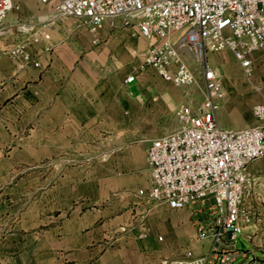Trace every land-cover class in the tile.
I'll return each mask as SVG.
<instances>
[{"label": "crops", "instance_id": "obj_1", "mask_svg": "<svg viewBox=\"0 0 264 264\" xmlns=\"http://www.w3.org/2000/svg\"><path fill=\"white\" fill-rule=\"evenodd\" d=\"M13 2L20 9L5 26H34L39 67L17 69L9 50L22 35L0 37V264H162L207 253L193 238L192 209L146 196L148 147L179 128L180 105L195 109L202 96L194 106L192 86L142 70L147 41L131 28L106 22L91 32L39 0ZM224 54L219 126L264 127L252 114L264 103V49L250 55V76ZM247 173L252 222L237 247L254 257L234 264L264 256V158Z\"/></svg>", "mask_w": 264, "mask_h": 264}, {"label": "built area", "instance_id": "obj_2", "mask_svg": "<svg viewBox=\"0 0 264 264\" xmlns=\"http://www.w3.org/2000/svg\"><path fill=\"white\" fill-rule=\"evenodd\" d=\"M54 16L79 19L91 32L104 23L112 29L131 28L147 41L142 70L151 68L176 87L196 86L202 101L195 109L175 110L180 126L154 139L146 151L150 171L147 199L171 209H192L194 240L208 242L207 253L185 251L179 260L162 264H234L252 261L237 244L252 217L243 206L251 185L247 167L264 158V127L227 130L218 124L223 99L220 77L208 62L211 54H231L247 76L250 55L264 49V0H39ZM13 0H0V37L22 35L9 50L17 69L38 68L31 53L34 26L6 27ZM184 55L200 66L190 69ZM199 76V77H198ZM134 81V76L126 79ZM264 82V79H263ZM264 120V103L252 107ZM146 237L145 232L138 235Z\"/></svg>", "mask_w": 264, "mask_h": 264}, {"label": "rangeland", "instance_id": "obj_3", "mask_svg": "<svg viewBox=\"0 0 264 264\" xmlns=\"http://www.w3.org/2000/svg\"><path fill=\"white\" fill-rule=\"evenodd\" d=\"M226 56L229 57L230 61H234L233 57L231 54H224ZM222 54H211L208 56V62L210 63V65L217 70L218 73H221L220 70H218V67H220L216 61L217 58L221 57ZM235 62V61H234ZM236 63V62H235ZM218 66V67H217ZM192 70L196 71L198 74L200 73V66L195 64L194 62L192 63V67H191ZM199 77V76H198ZM192 94H191V99L193 100L194 102V106H196L200 99H201V96H202V92L201 90L199 89V87H196V86H192ZM238 245H239V241H238ZM259 263L258 264H264V256L261 257L260 260H258Z\"/></svg>", "mask_w": 264, "mask_h": 264}]
</instances>
